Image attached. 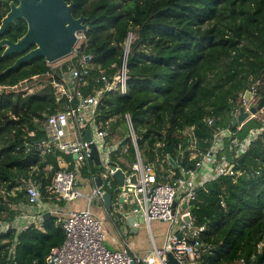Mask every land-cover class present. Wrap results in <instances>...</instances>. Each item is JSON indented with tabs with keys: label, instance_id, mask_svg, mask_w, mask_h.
Masks as SVG:
<instances>
[{
	"label": "trees",
	"instance_id": "1",
	"mask_svg": "<svg viewBox=\"0 0 264 264\" xmlns=\"http://www.w3.org/2000/svg\"><path fill=\"white\" fill-rule=\"evenodd\" d=\"M11 1L0 0V25ZM67 1L74 3L75 18H87L88 52L108 76L120 71L127 40L135 36L127 58V94H106L100 105L102 121H110L112 141L125 140L129 146L124 168L135 160V148L125 139L126 115L142 156L177 176L180 171L172 161L181 158V169L195 168L187 129H193L198 151H207L218 128L229 127L243 140L262 127L260 117L233 127L232 113L245 93L264 81V0ZM27 29L19 19L0 40L16 42ZM18 57L3 56L0 50V221L18 216L15 205L28 206L23 180L40 184L48 202V188L60 170V155L43 157L38 144L46 137L47 116L64 99L52 86L31 94L13 91L24 80L51 70L44 58L9 70ZM255 95L264 98V88H257ZM211 117L213 127L207 123ZM166 156L170 160L163 163ZM243 158L239 169L244 173L236 181L223 177L211 189H200L191 207L196 225L206 228L201 240L209 250L201 264H237L242 257L247 264H264L263 139ZM64 240L53 216L20 234H0V264H46L51 249Z\"/></svg>",
	"mask_w": 264,
	"mask_h": 264
},
{
	"label": "built area",
	"instance_id": "2",
	"mask_svg": "<svg viewBox=\"0 0 264 264\" xmlns=\"http://www.w3.org/2000/svg\"><path fill=\"white\" fill-rule=\"evenodd\" d=\"M130 37L125 45L123 65L113 76H108L96 66L94 56L88 52V38L82 32L77 34L78 43L72 54L62 61L64 63L56 68L50 67L51 70L45 75L34 76L12 88L17 91L21 84L34 81L37 82L34 85L36 91L52 86L57 95L64 99L62 106L47 116L43 125L46 137L38 144L43 157L48 154L60 155V170L54 174L48 188L51 195L49 201L46 202L42 196L40 184L31 179L23 180L28 206L15 205L18 216L12 221H0V234L10 231L20 234L38 226L39 217L47 212L56 217L65 233V240L51 249L45 258L46 264H170L169 255L177 264H201L202 256L209 247L201 240L206 228L196 225L191 210L198 191L223 177L236 181L244 173L239 169L238 160L248 153L258 139L262 138L264 142V118L261 117L262 127L251 130L243 140L235 137L230 128H218L210 148L197 151L191 158L196 161L195 168L185 170L180 165L177 168L180 175L177 176L175 171L163 167L158 169L155 163L148 162L142 156L131 118L126 115L129 133L125 139H130L135 148V160L124 168L122 163L128 157L129 146L125 148V140L112 141L110 121H102L100 105L106 94H127L125 59L133 38ZM95 72L98 75H94ZM43 77H47L46 81L41 80ZM261 87L264 88V81H258L248 91L251 93L250 100L242 97L241 103L233 110V118L240 114L242 107L249 112L251 107L258 104L260 99L255 93ZM250 116L249 119L257 118V115ZM207 123L213 127L215 118L207 119ZM88 131L90 141L86 139ZM92 146L97 149L100 165L91 159ZM73 156H77L74 162L63 164L64 157ZM229 157L233 160L229 161ZM168 160L170 158L166 156L163 163ZM119 169L125 173L122 190L115 178ZM132 176H136L137 183L131 181ZM98 178L102 180L100 186L97 185ZM85 184L92 187L87 197L81 191ZM110 192L116 195L120 206H133L134 227H139L140 221L149 228L154 222L167 225L166 241L162 247L154 244L146 256H140L128 244L120 250H111L106 246L104 223L91 208L95 203L107 208L104 196L106 193L111 195ZM82 198H86V208L65 211L64 203ZM185 218H189L190 222H185ZM237 264H247V260L242 257ZM251 264L257 263L252 260Z\"/></svg>",
	"mask_w": 264,
	"mask_h": 264
},
{
	"label": "water",
	"instance_id": "3",
	"mask_svg": "<svg viewBox=\"0 0 264 264\" xmlns=\"http://www.w3.org/2000/svg\"><path fill=\"white\" fill-rule=\"evenodd\" d=\"M74 3H68L65 0H19V4L11 3L10 12L2 19L0 25V36L4 34L6 29L19 19L26 21L28 29L26 34L13 42L9 39L0 40V50H3V56L23 54L9 68L17 69L21 65L29 63L36 58H44L48 65L57 63L70 56L78 43L77 34L86 33L88 31L87 18L81 16L75 18L73 15ZM33 49H30L33 47ZM127 58L125 63L127 65ZM246 100L251 99V93L246 92L244 95ZM264 110V98H261L256 106L250 108V111H245V108L240 109V114L232 120L233 127H242L250 119V115L256 116ZM86 139L90 141V131L87 132ZM41 142V141H40ZM39 142V144H40ZM77 156H73L76 159ZM91 159L100 165L99 154L97 149L92 146ZM229 161L233 158L229 157ZM172 161V160H171ZM173 166L178 168L181 163V158L177 162H173ZM244 158L238 160V164L243 166ZM116 166L115 163L112 164ZM116 181L122 190L125 182V173L119 169L115 175ZM133 183H137L136 176L131 177ZM101 178L97 179V185H101ZM212 188L211 184L206 186V190ZM107 209L112 207V198L109 193L104 196ZM176 203H174L175 206ZM187 205H184L186 208ZM52 217L50 212H47L39 217L41 223ZM185 222H190L189 218L184 219ZM135 217H129L128 223L134 231ZM179 237H181L179 235ZM169 263L177 264L172 255H169Z\"/></svg>",
	"mask_w": 264,
	"mask_h": 264
},
{
	"label": "crops",
	"instance_id": "4",
	"mask_svg": "<svg viewBox=\"0 0 264 264\" xmlns=\"http://www.w3.org/2000/svg\"><path fill=\"white\" fill-rule=\"evenodd\" d=\"M257 117L264 118V110L261 111L259 114H257ZM184 134L185 136L190 137L192 140V144L190 145V148H189V151L191 153L190 158H192L198 151L196 147V140L194 138L193 129H187ZM63 161H64L63 164L71 163V162H68L67 157L63 159ZM128 166L126 165V167ZM81 191L83 192V195L87 197L91 194L92 187L89 184H85L83 189H81ZM63 206L66 212L84 209L87 206L86 198H82L72 203H66ZM120 207H121L120 209H117L119 210V214L117 213L118 215H120L119 219L116 217L117 214L115 215L113 213L112 207H111L112 208L111 210L110 209L108 210L103 205L99 203H95L91 208V211L96 216L101 218L104 223V231L106 234V246L109 249L120 250V249H123L126 244H128L130 249L134 253L140 256H146L151 250V244L149 243L150 236H152V239H153V241H151L152 245L155 244L157 247H162L164 245L166 241V232H167L166 224L154 222L152 223L151 228L148 227V232H147V230L143 226L144 224L146 225V223L143 221H140L139 227L132 226L134 228V231H133L131 226L128 223V218L132 217L131 210L133 206L127 205V207H125L124 205V207L122 206ZM100 212L102 213V215L100 214ZM122 212L125 213L124 217L122 216L123 214ZM120 221L123 224H120L119 223ZM154 225L158 232L157 236L154 235V231H153ZM163 226L166 227V232H163V228H162Z\"/></svg>",
	"mask_w": 264,
	"mask_h": 264
},
{
	"label": "rangeland",
	"instance_id": "5",
	"mask_svg": "<svg viewBox=\"0 0 264 264\" xmlns=\"http://www.w3.org/2000/svg\"><path fill=\"white\" fill-rule=\"evenodd\" d=\"M133 37V38H132ZM130 38H132V41L135 39V36L132 34L131 35V37ZM132 41H131V43H132ZM64 60V59H63ZM63 60H61V61H59V62H57V63H54V64H51V65H49L51 68H56V67H58V66H60L62 63H64V62H62ZM46 79H47V77H43L41 80L42 81H46ZM35 84H37V82H34V81H29V82H27V83H23V84H21L20 86H19V88L17 89V91L16 92H26L27 94H31L32 93V91L34 92V91H36V86H34ZM0 91H3V88L2 87H0ZM128 145H125V148L127 147ZM66 157H64L63 159H65ZM71 161H73L74 162V160H72L71 159ZM111 193V196H112V200H113V206H112V208H113V213L116 215L117 213L119 214V210H117V209H120L121 207L119 206L120 204L116 201V195L113 193V192H110ZM51 196V195H50ZM64 204H66V203H64ZM125 207H127V205H125ZM111 208V209H112ZM110 209V210H111ZM100 214L102 215V213L100 212ZM116 215V217L119 219L120 218V215ZM120 224H123L121 221L119 222ZM147 225V224H146ZM145 224L143 225L144 226V228L147 230V232H148V226H146ZM163 228V232H166V227L165 226H163L162 227ZM153 231H154V235L155 236H157V229L155 228V225L153 226ZM151 236L149 237V243L151 244V247H152V243H151Z\"/></svg>",
	"mask_w": 264,
	"mask_h": 264
},
{
	"label": "flooded vegetation",
	"instance_id": "6",
	"mask_svg": "<svg viewBox=\"0 0 264 264\" xmlns=\"http://www.w3.org/2000/svg\"><path fill=\"white\" fill-rule=\"evenodd\" d=\"M65 1H67V0H65ZM67 2H68V1H67ZM11 3H15L16 5H18V4H19V0H12V1L10 2V5H11ZM68 3H71V2H68ZM9 12H10V10H9ZM9 12H7V14H8ZM7 14H6V15H7ZM33 48H34V46L31 47L30 49H33ZM18 55H19L18 58H20L21 56L25 55V53H23V54H18Z\"/></svg>",
	"mask_w": 264,
	"mask_h": 264
}]
</instances>
